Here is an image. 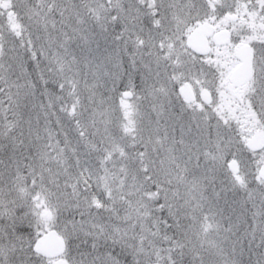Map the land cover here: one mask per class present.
Listing matches in <instances>:
<instances>
[{"label":"rangeland","instance_id":"obj_1","mask_svg":"<svg viewBox=\"0 0 264 264\" xmlns=\"http://www.w3.org/2000/svg\"><path fill=\"white\" fill-rule=\"evenodd\" d=\"M213 1L0 0V264H264V148L240 142L264 131L259 15L238 14L254 72L241 103L217 93L212 131L164 86L236 0ZM51 231L62 254H35Z\"/></svg>","mask_w":264,"mask_h":264},{"label":"flooded vegetation","instance_id":"obj_2","mask_svg":"<svg viewBox=\"0 0 264 264\" xmlns=\"http://www.w3.org/2000/svg\"><path fill=\"white\" fill-rule=\"evenodd\" d=\"M218 7L210 6V17L192 30L193 32L201 26H205L202 33L205 41V52L197 53L189 48L188 38L192 35L190 32L185 41L186 52L182 58L184 63H179L181 61L177 59L168 61L165 83L163 82L170 99L187 108L189 110L187 113L211 116L203 119L206 123L205 126L209 127L211 131L213 126L218 123L216 116L218 114L217 93L226 88L227 82L228 88L234 91L238 102L241 103L243 88L254 72L255 51L258 44L253 37L256 36V31L249 23L241 22L242 20L238 16L239 12L246 11L248 17L253 12L257 13L260 20L258 30L264 35V0H236L231 9ZM226 9L231 11L229 12L232 13L231 17L225 14L228 12ZM238 22L240 24L236 25ZM240 50H244L245 54L249 53L251 56L250 74L246 83L237 82L234 84L231 78L241 65L240 60L235 55ZM181 56L183 55L181 54ZM240 129L241 127H239ZM251 136L241 135L240 142L248 152L255 154L258 152H252L246 146V141ZM232 161L235 162V172H232L228 165V175L235 180L239 170L236 161L231 160L229 164ZM257 175V179L263 182L259 177L260 175L258 173Z\"/></svg>","mask_w":264,"mask_h":264},{"label":"water","instance_id":"obj_3","mask_svg":"<svg viewBox=\"0 0 264 264\" xmlns=\"http://www.w3.org/2000/svg\"><path fill=\"white\" fill-rule=\"evenodd\" d=\"M205 30V26H201L192 32V35L188 38V46L194 52L204 53L205 52V41L203 37V31ZM241 62L240 67L237 69L235 74L232 76L231 81L235 84L237 82H245L249 79L250 74V60L251 56L249 53L244 52V50H240L235 55ZM252 136L246 141L247 148L252 152H259L264 148V131L262 129H258L251 134ZM230 170L235 172V162H231L229 164ZM259 177L264 182V162L260 164V168L258 171ZM48 217V213L46 216ZM64 249L63 240L54 232H48L39 238L33 245L32 250L35 254L40 255L45 258H54L58 257L62 254ZM54 264H64L61 261H58Z\"/></svg>","mask_w":264,"mask_h":264}]
</instances>
